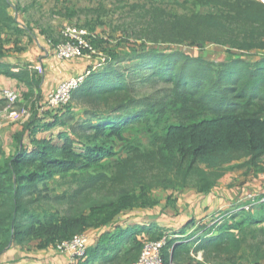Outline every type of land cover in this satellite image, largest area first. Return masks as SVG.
<instances>
[{
	"label": "trees",
	"instance_id": "16d2710c",
	"mask_svg": "<svg viewBox=\"0 0 264 264\" xmlns=\"http://www.w3.org/2000/svg\"><path fill=\"white\" fill-rule=\"evenodd\" d=\"M11 6L0 0V28L19 33L8 14ZM133 10L138 23L129 24L133 37L149 47L113 54L85 77L62 115L47 118V111L33 110L13 136L12 148L0 145V256L13 243L55 247L89 228H106L121 211L158 204L149 197L156 188L207 194L236 162L264 173V53L248 60L264 51V2L153 0ZM164 44L198 50L212 44L230 58L214 63L156 47ZM126 61L129 65L121 66ZM1 75L25 85L20 100L35 96L41 103L39 80L27 71L0 64ZM156 85L164 89L143 92ZM55 127V134L37 138ZM253 212L264 221V205ZM253 212L224 221L216 227L220 234L201 239L195 251L217 264L213 254L246 253L242 244L249 238L246 249L255 258L252 264H259L264 229L253 228L261 222ZM135 230H118L111 249L88 243L76 264H132L145 243L133 236L147 231ZM170 242L162 248L166 264L187 253L175 247L169 259Z\"/></svg>",
	"mask_w": 264,
	"mask_h": 264
},
{
	"label": "crops",
	"instance_id": "0c3cea01",
	"mask_svg": "<svg viewBox=\"0 0 264 264\" xmlns=\"http://www.w3.org/2000/svg\"><path fill=\"white\" fill-rule=\"evenodd\" d=\"M255 1L264 2V0ZM46 46V42L42 45L36 44L34 47L36 54L31 61H27L31 59L30 57H24L28 55V53L21 55V63H12L11 61L4 62L0 60V64L14 67L15 71H27L30 77L39 80L40 100L43 102L56 90L62 81L75 75L84 74L88 70V63L86 60L72 59L66 62L59 61L54 57L52 49ZM32 50L33 49H30V51ZM263 53L264 51L256 52L251 59V56H249L248 60L251 62L257 61ZM38 67L41 70H38ZM1 88L16 89L19 90L21 94H25L27 91L24 84L11 80L4 75L0 76V89ZM6 122L7 121H0L2 126L0 130L3 128L6 129L5 126L9 124ZM22 126L23 125H15V127L11 129L12 133L8 139L7 145L3 147L4 151L12 148L13 136L22 129ZM57 129L58 128L55 127L47 132L41 131L36 136L38 139L48 138L50 135L55 134ZM41 133L45 134V136L40 137L39 134ZM242 164L243 161H240L226 166L221 178L207 194L200 193L192 188H186L181 191L169 190V192L165 191L167 194H165L163 200L160 202L159 197L155 195L157 191L161 190L154 189L149 197L156 199L158 204L121 211L113 219L110 226L103 229H87L84 234L88 237L89 246L103 247V244H106L108 249H111L109 247L115 244L112 240H114V234L118 230L136 231L135 229H145L147 231H142L140 233L135 232L136 234L133 238L142 244L164 233L168 236V240L171 241L167 249L169 259L175 247L177 249L184 248L187 250V253H184L173 261L174 264H210L205 260L203 251H195V248L200 243L201 239L214 237L220 234L211 224V215L230 210L235 201L241 195L245 194L244 192L247 189L259 191L263 184L262 180L264 173L255 174L252 170L242 167ZM251 215L261 221L253 228L264 229L262 215L258 212H253ZM240 220L241 217L236 218L235 223L240 222ZM235 231L238 232V230ZM116 240L120 242L122 237ZM260 241H264V238L260 237ZM38 244V242H31L24 247H19L15 243L11 244L10 248L0 256V264H30L25 262L28 261V258H32V264H71L69 257L65 254H57L53 246L49 245L45 248H39ZM250 244L251 240L249 238L246 244H242V247L247 251L246 253L238 251L235 255L222 254L218 257H215L213 254L212 260L219 262L217 264H252L255 262V258L249 255V250L246 249ZM126 246L129 249L130 242ZM262 250L264 251V245L262 246ZM40 252L43 254L42 256L44 258L41 262H37V259L32 256L36 253L38 255ZM109 253L107 252V254ZM29 261L31 262V260ZM263 263L264 260L260 259L259 264Z\"/></svg>",
	"mask_w": 264,
	"mask_h": 264
},
{
	"label": "rangeland",
	"instance_id": "374dc122",
	"mask_svg": "<svg viewBox=\"0 0 264 264\" xmlns=\"http://www.w3.org/2000/svg\"><path fill=\"white\" fill-rule=\"evenodd\" d=\"M8 1L12 5L8 9V14L16 19L17 27L20 31L17 33L12 30L0 28V60L4 62L11 61L12 63H21V55L25 53H28V55H25L24 57L31 58L27 61L33 60L36 54L34 51L36 44L42 45L46 42V45L51 48L54 43L60 41L62 30L69 26L83 28L87 31V40L89 41L87 43H89L93 50V53L91 55L89 54L91 56L90 62L92 64L87 68L93 69L98 64H101V66H98L93 70L101 69L102 66H104V64H106V62L111 59L113 54L123 55L129 53L130 49L142 50L145 48V46L149 47L148 44L143 46V41L137 40L133 37V30L131 27H129V24H138L134 19H132L137 12H134V10L131 11V8L135 5H142L145 4L146 1L153 0ZM89 11L95 12L89 13ZM197 11L204 13L206 10L203 8H197ZM96 12L100 13L97 14ZM156 47L162 51L181 50L188 55L200 56L201 58L208 59L214 63L230 58L225 48L217 47L212 44H207V46L202 50H198L195 46L188 44L183 46L164 44L157 45ZM30 49L33 50L30 51ZM251 58L252 56L250 59ZM128 65V62L126 61L122 63L121 66ZM37 69L41 70L39 67ZM163 89L164 87H162V85L146 86L144 87L143 92H145V94H151ZM16 91L21 94L19 90ZM38 105L39 104H37L35 96L29 101L19 100V102L14 106L15 110L19 114L16 120L9 121L7 119L0 118V121H7L6 123H9L7 126H5L6 129L3 128L0 130V145L2 149L9 141L8 139L12 133L11 129L15 127V125L20 126L28 121L33 110H37ZM64 108L66 107H61L60 109H48L47 115L45 117L50 118V116H52L54 113H56V115L59 117V115L64 113ZM78 109L79 107L74 108L75 111H78ZM27 114H29L28 117H26ZM1 127L2 126L0 123V128ZM39 135L40 137L45 136L43 133ZM145 141L146 140L144 139V142ZM156 189L161 190L157 191V194L155 195L156 197H159L161 202L169 190H163L161 188ZM261 189L259 191L247 189L244 193L258 194L261 192ZM245 194L241 195L240 197L244 196ZM54 248L57 252L56 246ZM57 254L61 253L57 252ZM42 255L43 254L40 252L38 255L36 253L32 257L36 258L37 262H41L44 258ZM29 260H31V262ZM25 262L32 264V258H28V261Z\"/></svg>",
	"mask_w": 264,
	"mask_h": 264
},
{
	"label": "built area",
	"instance_id": "2783aa9c",
	"mask_svg": "<svg viewBox=\"0 0 264 264\" xmlns=\"http://www.w3.org/2000/svg\"><path fill=\"white\" fill-rule=\"evenodd\" d=\"M87 31L78 27H66L62 30L60 41L53 44L51 49L54 57L62 62L72 59L83 58L90 61L93 53L87 40ZM90 54V55H89ZM101 66L98 64L96 67ZM93 69L87 70L84 74L75 75L62 81L56 90L50 94L44 102H37L38 113L47 111L48 109H60L65 107L70 101L73 92L80 87ZM20 94L11 88L0 89V118L7 120H16L18 112L14 106L19 102ZM25 113V112H23ZM27 114L26 117H28ZM259 205H264V179L261 192L258 194H245L237 199L233 207L225 212H218L211 215V224L215 228L224 221H230L231 218L241 212H250ZM168 236L164 235L161 239L155 241H147L144 243L139 258L132 264H166L163 261L162 248L166 245ZM89 240L85 234L76 235L71 240L56 245L57 252L65 254L69 257L70 262L75 264L76 261L83 258ZM167 264H174L171 260Z\"/></svg>",
	"mask_w": 264,
	"mask_h": 264
}]
</instances>
